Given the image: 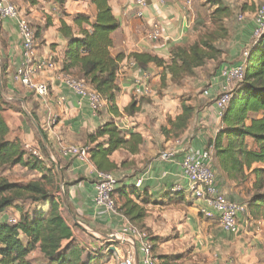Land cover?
<instances>
[{"label":"trees","instance_id":"16d2710c","mask_svg":"<svg viewBox=\"0 0 264 264\" xmlns=\"http://www.w3.org/2000/svg\"><path fill=\"white\" fill-rule=\"evenodd\" d=\"M55 1L63 10L66 0ZM91 3L96 8L92 22L83 14H76L72 19V26L78 29L77 35L73 33L72 26L59 20V33L66 40L59 73L76 78L96 91L106 101V112L113 116L118 115L116 103L120 88L117 73L124 60L133 63L139 75L152 65L161 70L162 83L169 76L171 82L178 85L184 78L194 76L197 69L216 59L220 53L215 48L220 36L213 33L192 44L172 48L167 61L147 53L135 52L127 57L121 53L113 55L112 35L119 29L120 23L113 16L108 0H91ZM225 11L218 7L214 14H219L218 19H221ZM84 25L88 28H84ZM39 34L35 32V39ZM241 65L244 67L243 78L230 92L231 98L220 117V128L207 142L204 151L210 152V158L213 152L214 164L221 177L240 188L242 197L246 198L244 206L251 220L264 222V34L248 51ZM7 68L8 59L0 54V87L3 89ZM73 70L77 71V77L71 75ZM8 108L0 91V217L11 209L17 213L15 223H9V217L3 221L0 219V264H35L30 257L36 253L40 256V264H103L101 252L93 254L79 244L74 235L76 228L72 229L60 211L55 165L40 139H37V144L43 161L28 155L20 139L10 136L5 118ZM180 108L181 113L174 119L168 118V126L161 129L167 142L180 140L192 125L196 108L186 102H182ZM35 111V105L32 104L29 112L39 125ZM139 112L140 100L132 97L124 113L132 117ZM42 133L53 152L46 133ZM142 142L139 134L118 131L112 119H108L86 135L83 146L87 148L89 162L96 172L116 176L130 164H117L111 160V156L119 150L134 156L139 153ZM53 155L59 162L54 152ZM15 167L37 172L41 178L26 184L9 181L4 173ZM61 173L65 181L63 168ZM54 183L55 189L51 192L46 186H53ZM66 188L67 183L64 182L65 196ZM184 192L171 191L169 195L184 200ZM116 198L120 203H116ZM113 199L116 214L126 221L125 225L146 233L143 231L146 227L144 219L147 217L145 207L157 203L148 191L121 184L113 192ZM26 203L33 206L32 211L24 210ZM149 241L151 243V239ZM123 248L126 251V247ZM104 252L113 258L112 252ZM158 260V264H165L163 256L158 257Z\"/></svg>","mask_w":264,"mask_h":264},{"label":"crops","instance_id":"0c3cea01","mask_svg":"<svg viewBox=\"0 0 264 264\" xmlns=\"http://www.w3.org/2000/svg\"><path fill=\"white\" fill-rule=\"evenodd\" d=\"M30 1L32 0H20L22 11L18 10L20 14L23 15V9H29V13L26 15L24 13L23 16H25L27 22L34 29V32H40L39 37H36V57L38 59L52 60L58 67H61L66 40L59 33V20L62 19L67 25L72 26L73 17L76 14H83L92 22L96 14V8L91 3V0L73 1L75 6H70L69 3L72 0H67V3H65L63 7V12L57 10L58 12L52 15L47 9L48 7H46L41 0H33V4H30ZM142 1H144L143 6L138 4V0H108L113 16L120 23L119 29L112 35L113 49L111 53L113 55L121 53L126 57L130 53L135 52L147 53L167 61L172 48L185 45L184 41L187 37L182 39V35L184 32L189 31L188 29L192 24L190 20L189 22L186 20L185 23L184 19L186 18H180L178 15V9L184 0H167L164 5H160L158 0ZM188 1L190 2V0ZM139 13L141 16L138 15ZM46 21L49 24L47 27ZM0 23V54L8 59V68L4 79L5 88H2L1 95L3 96L4 102L11 105L5 113V118L7 122V116L12 117L15 125V132L18 133L17 136L13 137L19 138L23 146L29 145L33 150L40 152L37 144V139L39 137L27 114L24 112V109H26L30 114L29 107L34 104L36 110L35 114L39 123L38 126L46 133L48 142L59 161L57 162V166L60 173L63 168L65 180L63 181L61 173L63 185L64 182L67 183L66 196L62 188L64 200L59 196L61 203L60 211L63 216L67 218L69 224H83L85 230L79 227V231L82 230L87 232L98 241L99 239L102 240L101 238L105 239L104 235L106 236L107 234L116 232L119 227L125 226L126 221L120 215L109 213L103 207L95 205L94 185L96 183V170L92 164L89 161L87 163H81L75 158L63 157L60 148L68 145H83L86 135L93 132L106 120H101L98 114L100 111L97 114H93L87 100H80L78 96L73 94L72 91L58 79L57 76L60 75L59 72H57L58 75L55 71H52L46 72L40 76V81L44 82L49 90V98L44 103L28 89L13 83L11 77L15 68L21 63L22 42L14 22L0 20ZM154 25L161 26V30L166 33L165 35H167L172 42V44L168 45L169 50L168 47H166V56L163 54L164 46L162 47L161 44L156 43L159 40H150L148 37ZM72 28L73 33L77 35L78 29L73 26ZM84 28H88V26L84 25ZM242 63L243 60L237 59L233 65H240ZM152 67L155 68L151 65L148 69ZM157 70L161 73L160 69ZM71 75L77 77V71L73 70ZM139 77V73L133 68L131 62L124 60L120 64L117 73V84L120 88V94L116 103L118 112L123 113L125 107L132 101V97L136 96L133 93L132 86L133 82ZM151 95L152 92L149 89V94L138 97H149ZM207 99H210L211 105L205 104L204 108L196 110L189 131L180 140L165 143L161 134L158 133L159 138L157 141H154L157 147L155 146L154 150H152L151 144L153 140L149 134L150 126H152L154 119L150 118L148 129H143L144 127L141 125L131 130V122H133V119H135L134 116L137 114L132 117L128 116V129L125 132L129 134H139L143 142L140 146L139 153L134 156H129L123 150H119L111 156V160L117 164L121 162H128L127 164H130L127 169L116 174L122 175L123 178L122 182H118L117 187L121 186V184L134 186L135 183L140 180L141 186L139 190H147L148 194L157 202V206L170 202L172 195L169 194L175 186L181 187L182 190L185 191V195L192 199L190 194L186 191L187 181L183 176L181 168L183 153L188 150L194 155H199L205 150L207 142L215 136L220 128V118L218 117V112L215 107L214 94L211 93V97L209 96ZM136 100H138V98ZM190 105L193 106V104ZM103 110L106 111V109ZM180 113L181 108L175 115L178 116ZM106 114L108 119H112L113 116L111 114L107 112ZM175 117H173V119ZM51 118L55 119V123L51 126V132H46L45 127ZM197 121L200 122V125L204 124L205 126H201L200 131L198 130L195 132V123ZM214 125L217 126L215 130H213ZM205 127L209 129L205 130ZM9 129L12 133L13 128L9 127ZM161 142L163 144H161ZM164 144L166 147H169V149L165 151L168 152L173 150L175 156L173 158L171 157L172 159L168 161H159L155 158V154L159 153L161 149L160 146ZM53 152L51 153L53 154ZM212 168L216 176L217 187L222 194L230 200L236 199L238 196L246 200V198L242 197L243 193H240V188L235 187L221 177L215 164H212ZM55 174L59 183V176L56 168ZM59 192L61 191L59 190ZM194 205H198L202 208L205 207L204 202H197L196 200L194 201ZM188 213L192 215L191 217H194L197 211L192 207L189 208ZM6 218H8L7 212L3 213L0 217L2 221L6 220ZM146 220L147 217L144 219L145 225ZM209 220L216 221L221 233H224L216 218ZM243 232V240H246V227L243 228ZM81 235H83V233ZM225 236L228 240L231 235L229 236V234H227ZM236 239H231L230 242L235 247L238 245V242H235L237 241ZM105 242L108 241L105 240ZM115 245L119 248L121 243L115 241ZM221 246L225 250L230 247L228 244ZM237 253L238 254L234 257V261L230 260L231 257L228 253H225L226 257L223 258H218V256L215 255L213 256L212 264L238 263V261H241L239 255L245 256L246 253Z\"/></svg>","mask_w":264,"mask_h":264},{"label":"rangeland","instance_id":"374dc122","mask_svg":"<svg viewBox=\"0 0 264 264\" xmlns=\"http://www.w3.org/2000/svg\"><path fill=\"white\" fill-rule=\"evenodd\" d=\"M8 1L22 11L20 0ZM73 1L77 0H72L69 3L70 6H75ZM187 1L188 0H184L178 9V15L180 18L184 17L188 22L189 20L192 22L188 29L189 31L187 30L188 32H184L182 35V39L187 37L184 44H192L205 35L215 33L220 36L215 42V48L220 53L216 59L208 61L203 67L197 69L194 76L184 78L178 85L172 83L169 76H166V81L162 83L160 71L153 67L144 72L145 74L143 73V76L146 77L145 84L151 90L152 95L141 98L135 96L136 99L138 98V100H140V109H142L136 116H134L135 119L131 122V130L141 125L144 127L143 129H148L150 118H153V124L150 126L149 132L153 140L151 143L152 150H154L156 146L154 141H157L159 138L158 133L161 134L165 143H167L165 136L161 133V129L168 126V118L173 119V117L176 116L175 114L179 112L180 104L182 102L193 104L196 110H201L204 108L205 104H208L209 106L211 105V101H209L210 99H207L209 97L206 98L203 96L204 91L208 90L210 97L211 93H213L215 100L223 92L231 94L230 92L237 86L236 84H238V82L227 84L225 80L219 77L220 69L233 65L237 59L243 60V53L249 51L260 38L256 37L253 33V22L259 7L264 5V0ZM32 2L33 0L30 1V4H33ZM41 2L48 7L47 9L52 15L60 10L59 4L56 3L55 0H41ZM218 7L226 10L225 15L221 17V19H218L219 14H214ZM23 11L25 15L29 13V9L27 8L23 9ZM61 11L63 12V10H60V12ZM239 16L242 18L240 21L238 19ZM45 23H47V21ZM159 28H161V26ZM263 34L264 32L262 35ZM156 43L161 44L162 47L164 46L163 54L166 56L165 50L169 44H172L171 40H159ZM54 65L53 72L55 71L57 74V72H60L61 67H58L55 63ZM67 76L76 80V78L69 75ZM98 114L101 120H108L106 111L103 109ZM7 122L9 127L13 128L10 136H17L18 133L15 132L16 130L14 128L15 125L12 117L7 116ZM201 126L205 125H200V122L197 121L195 123V132L198 130L200 131ZM208 129L205 127V130ZM215 129H217V126L214 125L213 130ZM161 144L163 143L161 142ZM75 146L84 147L82 144ZM164 146L165 144L160 146L161 149L159 150V153L155 154V158L159 161H163L161 159V154L169 149V147ZM168 152H173V150ZM174 156L175 155L173 154L171 157L173 158ZM212 164H214L213 152H211L210 167H212ZM4 176H6L9 181L20 184H26L30 181H38L41 178L39 173L29 171L23 167L8 169L4 173ZM115 177L119 183L122 182V175H116ZM46 188L53 192L55 189V183L53 186L47 185ZM59 190L60 187L58 183V194L61 197L62 194ZM246 192L249 193L248 190ZM226 198L229 199L228 197ZM170 200L172 201L168 204L164 203L160 206L150 205L145 207L147 220L146 227L143 231H145L147 233H145L146 236L151 239L153 247L152 254L158 262V257L163 256L165 264H212L213 256L215 255L218 256V258H223L226 257L225 253H228L231 257L230 260L234 261L235 255L238 254L237 252L241 254H244L245 252L246 255H239L241 261H238V263L235 264H264L263 221H250L249 225L246 226V240H243V229L237 234L231 236L229 234V236L233 238L229 237L227 240L225 236L227 234L221 233L216 221L205 219V217L200 214L202 207L194 205L195 200L193 201L187 195H185V200L175 198H171ZM231 201L244 205L245 199L238 196V198L231 199ZM116 203H120L117 198ZM192 207L196 209L197 216L194 215V217H191L192 215H189L188 210ZM23 208L25 211L30 212L32 211L33 206L30 203H26ZM6 212L9 218L13 219L17 216L16 211L13 209L7 210ZM72 229L75 230V237L77 238V241H79V244L88 252L93 254H99L101 252L103 256V264H117L115 257L111 258V256H108L104 252L105 250L112 252V250H108L112 249V247H110L111 244L109 242H105L106 239L101 238L102 240L99 239L98 241L87 232L82 230L79 231L80 228L76 225H72ZM120 229H122V227H119L117 231ZM82 233L83 235H81ZM231 239L237 240L235 241L238 242L236 247L230 243ZM225 244L230 246L229 249L225 250L221 246ZM123 246L119 245V248H121L123 252H126L124 251ZM30 258L35 264H40V256L38 253L33 254Z\"/></svg>","mask_w":264,"mask_h":264},{"label":"built area","instance_id":"2783aa9c","mask_svg":"<svg viewBox=\"0 0 264 264\" xmlns=\"http://www.w3.org/2000/svg\"><path fill=\"white\" fill-rule=\"evenodd\" d=\"M167 0H158L160 5H164ZM138 4L143 6L144 1L138 0ZM141 16V14H138ZM0 19L3 21L14 22L17 32L20 36L21 45V63L15 68L11 77V81L15 84L28 89L43 103L49 98V90L44 82L40 81V76L46 72L54 70L52 60L38 59L36 57V39L35 32L25 17L20 14L15 6L8 0H0ZM239 21L242 19L239 16ZM186 23V19H184ZM253 33L256 37H260L264 32V5L259 7L254 19ZM188 27V24H187ZM166 33L158 26L152 27L151 34L148 36L150 40H169ZM248 51L243 53V60L247 57ZM133 68L134 64L131 63ZM136 69V68H135ZM119 71V70H118ZM137 71V70H136ZM243 65H231L220 69L219 77L227 84L240 82L243 78ZM59 80L66 85L73 94L78 96L80 100H87L90 110L93 114H97L102 109L107 108L106 101L96 91L87 87L81 81L73 80L65 74L57 76ZM146 77L140 74V77L133 82V93L136 96L149 94V89L145 84ZM204 97H209L208 90L203 92ZM231 96L229 93L223 92L215 100V107L220 118ZM113 116V115H112ZM128 115L118 112L117 116L112 117L115 128L118 131L125 132L128 129ZM55 123V119L51 118L46 125V132H51V126ZM26 153L37 160L43 161L44 158L40 152L33 150L29 145H24ZM87 148L78 146H62L60 148L63 157L75 158L81 163H87ZM174 152H164L161 154L163 161L170 160ZM181 168L183 176L187 181L186 191L190 196L200 202H204L205 207L200 210V214L207 219L216 218L221 230L230 235L240 232L241 229L249 225L251 218L247 214L246 207L239 203L231 202L221 193L216 183V176L210 167V152L203 151L199 155H194L190 151H184ZM118 180L112 174H104L96 172V183L94 185V203L96 206L103 207L109 213H115V202L113 192L117 187ZM141 181L135 183V187L139 188ZM182 190L181 187L175 186L172 192ZM9 223H15L16 220L8 218ZM83 226L82 224H79ZM120 238L121 245H125L126 252L115 245V241L107 240L111 245L113 258L115 257L117 264H134L136 255L138 264H158L157 259L152 254V246L149 238L145 233L140 232L136 228L125 225L122 229L112 232L109 235Z\"/></svg>","mask_w":264,"mask_h":264},{"label":"water","instance_id":"95a60500","mask_svg":"<svg viewBox=\"0 0 264 264\" xmlns=\"http://www.w3.org/2000/svg\"><path fill=\"white\" fill-rule=\"evenodd\" d=\"M0 91H1V93H2V88H1V87H0ZM1 96H2V95H1ZM2 98H3V96H2ZM24 112L27 114V116H28V118H29L31 124H32L33 127L35 128V130H36V132H37V135H38V137H39V139H40V141H41V143H42V146L44 147V149H45V151H46V153H47L49 159H50V160L54 163V165H55V168H56V170H57V174H58V176H59V187H60V191H61V194H62V195H61V198H62V200H64V195H63V193H62L63 181H62L61 173H60V171L58 170L57 162H56V160H55L53 154L51 153V151H50V149H49V146H48V144H47V141H46V139H45V137H44V135H43L41 129L39 128L38 124H37V123L35 122V120L31 117V115L28 113V111H26V109H24ZM75 225L78 226V227H80L81 229L85 230V229H84V226H80L79 223H76ZM104 238H105L106 240H110V241H120V238H117V237H115V236H111V237H110L109 235H106V236L104 235ZM134 264H138V260H137L136 255H135V257H134Z\"/></svg>","mask_w":264,"mask_h":264}]
</instances>
